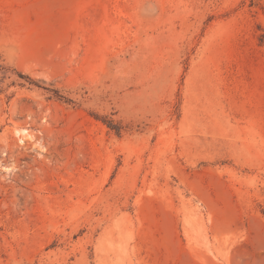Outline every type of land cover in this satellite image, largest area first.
Returning <instances> with one entry per match:
<instances>
[{
    "label": "rangeland",
    "instance_id": "obj_1",
    "mask_svg": "<svg viewBox=\"0 0 264 264\" xmlns=\"http://www.w3.org/2000/svg\"><path fill=\"white\" fill-rule=\"evenodd\" d=\"M0 264H264V0H0Z\"/></svg>",
    "mask_w": 264,
    "mask_h": 264
}]
</instances>
